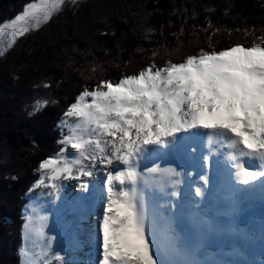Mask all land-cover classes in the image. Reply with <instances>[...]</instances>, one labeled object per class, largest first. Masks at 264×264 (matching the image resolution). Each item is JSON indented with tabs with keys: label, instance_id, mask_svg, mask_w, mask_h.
Masks as SVG:
<instances>
[{
	"label": "snow or ice",
	"instance_id": "6c2138e0",
	"mask_svg": "<svg viewBox=\"0 0 264 264\" xmlns=\"http://www.w3.org/2000/svg\"><path fill=\"white\" fill-rule=\"evenodd\" d=\"M63 3L52 0V7ZM50 11L47 4L39 9L26 6L15 21L35 20L38 26L37 17L48 19ZM26 31L25 27L16 34ZM47 103L38 101L33 110ZM63 115L60 126L67 134L61 133L56 157L41 161V178L35 186L47 182L58 191L60 179L91 176L92 166H105L107 195L94 235L95 264H210L201 257L202 244L186 242L174 226L178 203H172L167 216L150 210L148 190L163 191L171 185V197H178L185 174L179 164L160 167L155 160L161 157L188 160L203 170L212 166L210 157L217 145L226 146L225 158L235 181L264 188V43L201 48L181 62L165 60L157 66L153 61L118 80L100 79L94 87H84ZM200 129L209 130V151L197 160L198 148L193 145ZM69 148L72 153H66ZM245 157L258 161V166H245ZM142 161L152 166L142 167ZM199 179L198 197L210 183L207 172ZM26 213L25 240L41 237L45 243L39 253L21 248L22 264H49L55 237L45 236L47 217H40L37 226L35 213L27 209ZM203 226L210 229L211 221L204 220ZM55 259L64 262L60 252H55Z\"/></svg>",
	"mask_w": 264,
	"mask_h": 264
},
{
	"label": "trees",
	"instance_id": "16d2710c",
	"mask_svg": "<svg viewBox=\"0 0 264 264\" xmlns=\"http://www.w3.org/2000/svg\"><path fill=\"white\" fill-rule=\"evenodd\" d=\"M33 1L0 0V27ZM101 2L65 0L38 27L16 34L15 43L0 59V264H22L23 207L29 204L25 191L30 190L26 185L34 186L40 179L41 161L59 153L54 125L73 101L71 94L94 87L100 79L134 74L153 61L157 66L165 60L181 62L201 48L264 43V0ZM59 61L64 72L50 71ZM41 88L47 93L59 89L63 104L43 111L44 104L34 111L37 102L45 100ZM23 121L30 122V133L25 155L15 161L26 165L10 168L5 150L26 126ZM38 140L44 148L34 144ZM27 174L29 178L23 179Z\"/></svg>",
	"mask_w": 264,
	"mask_h": 264
},
{
	"label": "bare ground",
	"instance_id": "6f19581e",
	"mask_svg": "<svg viewBox=\"0 0 264 264\" xmlns=\"http://www.w3.org/2000/svg\"><path fill=\"white\" fill-rule=\"evenodd\" d=\"M200 135L195 138L196 143L193 147L198 148V157L200 154H207L209 151V145L207 142V135L209 130L200 129ZM213 152L210 160L213 161L211 167H206L203 172L197 170V166H193L192 162L188 160L176 161L171 157L164 156L158 160L160 167H163L164 163H173V166L179 164L183 167L185 174L181 177V184L179 185L180 196L171 197L172 191L171 185H168L163 191L152 193V190H148L150 210L159 213H163L165 216L169 215L172 203L179 204V215L175 221V227L180 233L181 237L189 242L192 236H197V240L202 244L201 257L213 264L215 261H226L228 264H264V212L251 205L255 203L258 198L253 194L257 183H253L250 187L251 194L249 195L250 207L243 205L242 201L245 195L232 194L235 188H238L241 184L235 181L229 165H223L227 163L224 149ZM153 158H150V160ZM218 161V165H217ZM258 161H254V167L258 166ZM151 167L152 163L148 161H142V167ZM195 169V170H194ZM91 176H83L77 179L75 175L68 177L67 180L78 187V190L83 194L78 196L72 191L71 197L68 196L66 205L76 211H80L79 219H90L93 222L97 221L95 206L96 199H98V190L101 185H104V181L107 179L105 166L97 163L92 169ZM179 170V168H178ZM220 170L219 177L214 175L215 171ZM197 171V172H195ZM207 172L210 177V183L203 186V195L196 196L193 189L189 185H184V182L188 184L191 180H194L196 186H200L202 182L199 177ZM188 173V175H186ZM100 179L98 185L94 182L95 179ZM188 178L190 179L188 182ZM218 178H222L223 181ZM93 179V183L90 181ZM219 181L222 185L218 190L213 187V182ZM81 183H86L87 188L82 189ZM248 185H245L247 187ZM186 188L190 194L187 201H185L184 189ZM249 189V188H248ZM71 190V189H70ZM258 190L264 192V190L258 187ZM168 193V195H165ZM69 194V192H68ZM106 189H105V194ZM195 196V199H194ZM231 196V197H229ZM98 197V198H97ZM213 197L215 199L213 200ZM193 199L195 202H193ZM248 199V198H247ZM103 200V199H102ZM264 208V205L262 206ZM206 213V215L203 214ZM226 214L227 216L219 219V214ZM179 219V220H177ZM211 221V228L203 226V221ZM161 223H164L161 218ZM86 224L85 221L82 225ZM60 228V227H59ZM85 231V230H84ZM83 231V233H84ZM98 229H88L87 234H97ZM90 236V235H89ZM91 237V236H90ZM92 237L88 240H91ZM91 248L92 246H87ZM93 248V247H92ZM92 250V249H90ZM81 253V252H80ZM80 259V256H78ZM84 257H82L83 259ZM90 259V254L87 253L86 262ZM65 262L72 261L70 254H66L64 257ZM88 263V262H87Z\"/></svg>",
	"mask_w": 264,
	"mask_h": 264
},
{
	"label": "rangeland",
	"instance_id": "374dc122",
	"mask_svg": "<svg viewBox=\"0 0 264 264\" xmlns=\"http://www.w3.org/2000/svg\"><path fill=\"white\" fill-rule=\"evenodd\" d=\"M105 1H108V0H103V2H101V5L106 3ZM116 1H118V0H116ZM64 2H65V0H64ZM205 2H208V0L207 1L205 0ZM45 4H47L49 9L51 10L50 11V15L53 13V11L57 10V8L61 7V5H59V6L55 7V8H53L52 7V0H36V1L31 2L27 6L35 5L36 8L39 9ZM21 13H19V14H21ZM37 19H39L38 26L42 22L47 20V19H44L42 16H38ZM154 19L156 20V16H154ZM13 21H15V17L7 19V21L0 27V59L3 58L4 52L7 51L8 49H10L11 46L15 43L14 37L16 36L17 32H21V29H23L25 27L28 30H30L31 28L38 27L35 20H32L31 22H29L28 20L15 21V23H13ZM25 62H27V59L25 60ZM61 66H62V64L59 61V65L57 66V68L54 67L55 69L52 68V69H50V71L55 70L54 71L55 73L59 69H60L59 71H63L64 68L62 67L63 69H61ZM12 67L9 66V69H10L11 72L14 71V68H12ZM42 88L40 89L41 92H42ZM58 90L52 89V90H49L48 93L44 92V91H43L44 93L42 92L45 95V97H44L45 100L48 101V103L45 104V107H44L43 111H45V110L48 111L49 108H54V107H57V106H60L61 104H63V94L61 92H59ZM76 95H77V93L71 94L69 99L70 100H74ZM63 118H61L60 121ZM60 121L56 122L55 125H54L53 124V120H51V124H53L54 127H55L54 130H57L56 137L54 138L57 141H59L61 139V133L62 132L64 134H67V129L66 128L62 129L61 128ZM23 123H25V122L23 121ZM25 125L26 126L24 128H21L22 129L21 131L18 130L19 133H18V131H17V133L15 132L16 133L15 134V139H13V141H11V143H9V146L5 150V152L7 153L6 154L7 155L6 160L8 159V165H10V168L13 167L14 165H17V164H18V166L26 165V163H25L26 161H22V160H20L19 162L15 161V158L17 156L21 157V156L25 155V150L24 149L27 147V145L25 143L26 142V134L30 133L29 131H27L28 130L27 126L29 128H31V126H30L31 124H30V122H28V123H25ZM34 144L36 146L40 145L42 148L45 147V144L39 142V140L37 141V143L34 142ZM25 145H26V147H25ZM217 149L220 150L221 146L217 145ZM72 152H73V150H71L70 148L66 150V153H72ZM69 158H71L70 155H69ZM198 159H199V157H198V153H197V160ZM189 162H191V161H189ZM85 163H87V161ZM35 164L36 163H34V165H33L34 167H35ZM223 165H228V163H225ZM196 166L198 167L199 165H196ZM93 167H95V166H92L91 169ZM205 170H206V168H205ZM30 171H31V169L29 168L28 174L30 173ZM195 172H197V171H195ZM28 174L24 175L25 177L23 179H26V178L28 179L29 178ZM186 175H188V173H186ZM67 178L68 177L62 178V179H60L58 181V185H59L58 191H54L53 189H51L47 185V182H45V184H43V185L36 186L35 190H33V183H28L26 185V186H28L30 191L28 193L25 191V194L27 195V194H29L31 192L30 196L33 198V201L31 203V205L27 208V212H29V213L34 212L35 213V217L34 218L37 221V226H39L40 217H45L46 216L47 217V221H46V224H45L44 229H43V231L45 233V236L46 237H55V239L52 240L51 251H50L49 256L47 257L49 264H52V263L53 264H60L61 261H57L55 259V252H60L61 255H64L65 252H66V248L64 247V244H62L60 240H64V238L65 237L67 238V236L66 235L65 236H63V235L57 236L58 230H57V227L55 225H58V224H55V222H60V221L67 220L66 223L71 224V223H73L75 221L74 219L76 217V216H74V218H70V215L68 214V212H65L63 210V205H64V201H65L64 198L67 197V195H68L67 192L72 193V191L74 192V191L78 190V187L75 185L76 182L74 184H72V183H70L67 180ZM218 179L223 181L222 178H218ZM98 180L100 182H102V180H100V179H98ZM189 180L190 179L188 178V182H189ZM31 182H33V181H31ZM34 185H35V183H34ZM184 185H189L192 189L197 187L195 185L194 180H191L188 184L185 181ZM221 186L222 185L220 184L219 181L213 182V187L215 188V190H218V188H220ZM183 189H184V196H185L184 199H185V201H187L189 196H190V194H189L188 190L185 187ZM193 192L195 194V190L194 189H193ZM20 193L22 194L23 191L21 190ZM77 194H78V196L82 195V197H83V194H81V192L79 190L77 191ZM104 196L106 197V195H103L102 197L104 198ZM194 199H195V196H194ZM194 199H193V202H195ZM214 199H215V197H213V200ZM25 214H27V213L25 212ZM203 214L206 215L205 212H203ZM62 228H59V229L61 230ZM87 230H85V231L83 230L84 233H83V231H81L80 234H87ZM14 233H15L14 234L15 236L16 235L18 236L17 230L14 231ZM90 238L91 237L88 236V239H90ZM17 240H18V237H17V239L15 238L14 242L16 243ZM15 243H14V245L17 246V244H15ZM44 243H45V239L44 238L33 237L31 240H27L26 241L25 249L29 250V251H32L34 253H39V251L43 247ZM87 246H89V244ZM87 248H89V247H87ZM89 249H92V247L89 248ZM79 256H80V260H82V257H84L83 259L86 260L87 254H85V251H81ZM41 260H43V258H41ZM64 264H73V263L72 262H64ZM87 264H89V262Z\"/></svg>",
	"mask_w": 264,
	"mask_h": 264
}]
</instances>
